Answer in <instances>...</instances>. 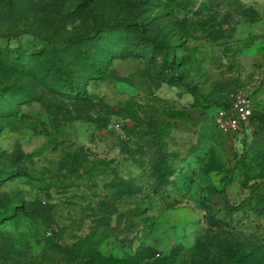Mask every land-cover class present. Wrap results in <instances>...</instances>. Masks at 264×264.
<instances>
[{
    "label": "rangeland",
    "instance_id": "374dc122",
    "mask_svg": "<svg viewBox=\"0 0 264 264\" xmlns=\"http://www.w3.org/2000/svg\"><path fill=\"white\" fill-rule=\"evenodd\" d=\"M196 262L264 264V0H0V264Z\"/></svg>",
    "mask_w": 264,
    "mask_h": 264
},
{
    "label": "built area",
    "instance_id": "2783aa9c",
    "mask_svg": "<svg viewBox=\"0 0 264 264\" xmlns=\"http://www.w3.org/2000/svg\"><path fill=\"white\" fill-rule=\"evenodd\" d=\"M253 113L252 102L248 98H240L228 108L218 109L214 119L222 133L236 135L249 126Z\"/></svg>",
    "mask_w": 264,
    "mask_h": 264
},
{
    "label": "trees",
    "instance_id": "16d2710c",
    "mask_svg": "<svg viewBox=\"0 0 264 264\" xmlns=\"http://www.w3.org/2000/svg\"><path fill=\"white\" fill-rule=\"evenodd\" d=\"M228 107H229L228 105H225L224 107L217 108V110L220 109V108H228ZM209 245H210V243L206 242V243L201 244L200 246H198L197 247L198 250H196V251H202V255H203V260L204 261L211 255V250H209ZM223 253L225 254L227 260H230V259H232L233 257H235L237 255V253H234L232 250H229V249H224ZM173 256H174V258H176L178 256V254H176V252H175ZM189 257L192 258V254L189 255ZM192 261H195V258H193ZM196 263L197 264H202L200 262H196Z\"/></svg>",
    "mask_w": 264,
    "mask_h": 264
}]
</instances>
